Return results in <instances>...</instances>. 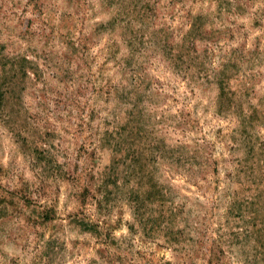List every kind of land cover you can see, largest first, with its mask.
I'll return each instance as SVG.
<instances>
[{
  "label": "rangeland",
  "instance_id": "rangeland-1",
  "mask_svg": "<svg viewBox=\"0 0 264 264\" xmlns=\"http://www.w3.org/2000/svg\"><path fill=\"white\" fill-rule=\"evenodd\" d=\"M0 264H264V0H0Z\"/></svg>",
  "mask_w": 264,
  "mask_h": 264
}]
</instances>
